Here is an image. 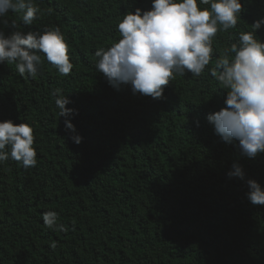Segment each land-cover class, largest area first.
<instances>
[{"label":"trees","instance_id":"1","mask_svg":"<svg viewBox=\"0 0 264 264\" xmlns=\"http://www.w3.org/2000/svg\"><path fill=\"white\" fill-rule=\"evenodd\" d=\"M241 3L236 27L213 37L200 76L174 73L156 99L112 86L95 55L122 38L118 24L129 12L151 10L152 0H33L40 11L31 25L9 10L0 31L59 27L73 68L62 75L41 51L35 77L20 74L17 61L0 63V121L31 126L37 153L25 168L7 146L0 162V264H264V205L247 195L249 179L264 187V153L248 158L208 120L228 93L211 70L264 19V0ZM256 36L264 42V25ZM61 96L74 109L69 117H60ZM234 163L243 179L229 178ZM49 212L56 227L44 222Z\"/></svg>","mask_w":264,"mask_h":264},{"label":"clouds","instance_id":"2","mask_svg":"<svg viewBox=\"0 0 264 264\" xmlns=\"http://www.w3.org/2000/svg\"><path fill=\"white\" fill-rule=\"evenodd\" d=\"M241 9V0H152L151 10L142 12L137 8L122 19L118 24L122 38L118 42L95 52L99 58L97 70L112 86L130 84L134 94L161 98L164 86L175 79L174 73L183 75L187 70L200 76L212 58L213 37L218 30L235 28ZM9 10L23 11L26 25H31L40 11L33 0H0V20ZM262 25L264 19L253 23L251 31L241 32L238 44L233 43L211 70L228 93L226 107L210 113L208 120L224 142L238 140L248 158L264 153V42L256 36ZM36 51L46 54L62 75L72 71L68 45L59 27L43 34L16 31L5 35L0 31V63L17 61L20 74L27 72L35 77L40 64ZM228 52L234 57L230 58ZM69 103V97L56 99L60 117L74 113L66 107ZM65 127L73 133L75 143L82 142L70 119L65 120ZM33 143V129L27 123L0 121V162L9 158L5 149L10 146L13 160L22 162L25 168L35 166ZM228 176L243 179V167L234 163ZM247 184L250 202L264 205V187L254 179L247 180ZM43 219L47 227H56L54 212L45 213Z\"/></svg>","mask_w":264,"mask_h":264}]
</instances>
